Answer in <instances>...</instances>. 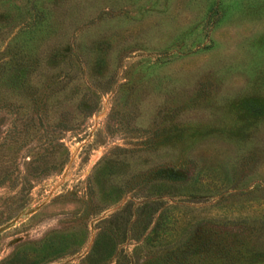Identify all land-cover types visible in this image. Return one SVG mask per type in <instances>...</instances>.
I'll list each match as a JSON object with an SVG mask.
<instances>
[{"label":"rangeland","instance_id":"374dc122","mask_svg":"<svg viewBox=\"0 0 264 264\" xmlns=\"http://www.w3.org/2000/svg\"><path fill=\"white\" fill-rule=\"evenodd\" d=\"M0 264H264V0H0Z\"/></svg>","mask_w":264,"mask_h":264}]
</instances>
